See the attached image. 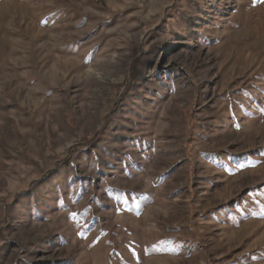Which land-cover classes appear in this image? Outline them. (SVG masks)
Instances as JSON below:
<instances>
[{"label":"rangeland","instance_id":"obj_1","mask_svg":"<svg viewBox=\"0 0 264 264\" xmlns=\"http://www.w3.org/2000/svg\"><path fill=\"white\" fill-rule=\"evenodd\" d=\"M0 264H264V0H0Z\"/></svg>","mask_w":264,"mask_h":264}]
</instances>
